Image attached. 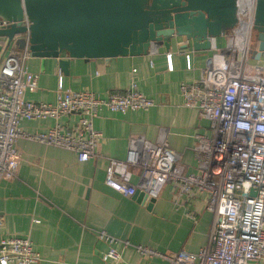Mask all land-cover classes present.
<instances>
[{
    "label": "crops",
    "instance_id": "1",
    "mask_svg": "<svg viewBox=\"0 0 264 264\" xmlns=\"http://www.w3.org/2000/svg\"><path fill=\"white\" fill-rule=\"evenodd\" d=\"M229 41L227 32L216 37L209 49L196 51L190 46L181 48L183 38L173 39L168 50L160 42H150L145 54L114 56L107 62L102 58L69 59L66 74L56 68L53 59L46 58L40 69L39 58L30 56L25 67L36 74V88L25 91L24 100L52 104L62 89L90 90L105 97L110 92H124L133 82L153 105L122 113L101 107L91 121L100 138L94 156L85 161H78L70 150L19 137L16 177L0 179V238L28 237L39 255L33 264H114L104 256L106 244L91 230H104L160 252L195 253L206 245L211 214L205 209L204 194L185 195L167 182L147 207V199H137V190L120 193L105 185L104 175L109 159H124L130 136H142L149 142L164 140L177 152L183 171L195 172L191 148L196 134L209 133V122L195 108L181 106L179 84L196 80L214 48H223ZM5 49L18 47L0 37V57ZM185 54L190 57L189 69ZM259 64L264 65V57ZM55 122L71 128L77 116L22 119L18 127L23 133L44 132ZM129 170L127 183L134 185L136 176ZM116 264L168 263L126 248Z\"/></svg>",
    "mask_w": 264,
    "mask_h": 264
},
{
    "label": "built area",
    "instance_id": "2",
    "mask_svg": "<svg viewBox=\"0 0 264 264\" xmlns=\"http://www.w3.org/2000/svg\"><path fill=\"white\" fill-rule=\"evenodd\" d=\"M254 1L236 0L237 23L229 31V44L214 48L196 80L179 84L181 106L195 108L209 122V133L196 134L191 148L195 172L183 171L177 152L164 140L149 142L142 136H130L124 159H109L105 169V185L123 194L140 190L156 196L167 182L185 195L204 194L205 209L211 214L207 244L195 253L160 252L90 229L106 244L104 256L114 264L126 248L168 264H264V65L259 64L261 57L253 59L247 49ZM7 25L0 20V28ZM21 25L27 27L25 18ZM244 25L247 30L243 32ZM22 37L21 49H5L0 57V179L16 177L19 137L70 150L78 161H85L94 156L100 138L91 121L101 107L122 113L153 105L133 82L124 92H110L105 97L90 90L62 89L52 104L24 100L25 91L35 90L37 76L25 67L31 56L27 31ZM184 59L189 69V55ZM166 66L171 69L169 54ZM68 115H76L77 122L67 129L58 122L44 132L23 133L18 127L22 119L57 120ZM129 169L136 176L134 185L127 183ZM38 260L28 237L0 238V264Z\"/></svg>",
    "mask_w": 264,
    "mask_h": 264
},
{
    "label": "water",
    "instance_id": "3",
    "mask_svg": "<svg viewBox=\"0 0 264 264\" xmlns=\"http://www.w3.org/2000/svg\"><path fill=\"white\" fill-rule=\"evenodd\" d=\"M28 22L21 25L22 19ZM0 37L21 49L25 40L31 56L51 58L66 74L73 61L145 54L150 42L168 50L183 38L192 50H207L216 37L237 23L236 0H0ZM251 28L252 58L264 57V0H255ZM64 55L65 57H60ZM137 199L153 198L137 190ZM253 195V192L250 191Z\"/></svg>",
    "mask_w": 264,
    "mask_h": 264
},
{
    "label": "rangeland",
    "instance_id": "4",
    "mask_svg": "<svg viewBox=\"0 0 264 264\" xmlns=\"http://www.w3.org/2000/svg\"><path fill=\"white\" fill-rule=\"evenodd\" d=\"M228 44H229V42H228ZM252 47H255V37H254V33L251 31V34L249 36L248 48L247 49H251L252 50L253 49Z\"/></svg>",
    "mask_w": 264,
    "mask_h": 264
},
{
    "label": "bare ground",
    "instance_id": "5",
    "mask_svg": "<svg viewBox=\"0 0 264 264\" xmlns=\"http://www.w3.org/2000/svg\"><path fill=\"white\" fill-rule=\"evenodd\" d=\"M242 30H243V32L247 30L246 25L243 26V29Z\"/></svg>",
    "mask_w": 264,
    "mask_h": 264
},
{
    "label": "flooded vegetation",
    "instance_id": "6",
    "mask_svg": "<svg viewBox=\"0 0 264 264\" xmlns=\"http://www.w3.org/2000/svg\"><path fill=\"white\" fill-rule=\"evenodd\" d=\"M251 31L253 32L252 28H251ZM254 33V32H253Z\"/></svg>",
    "mask_w": 264,
    "mask_h": 264
}]
</instances>
